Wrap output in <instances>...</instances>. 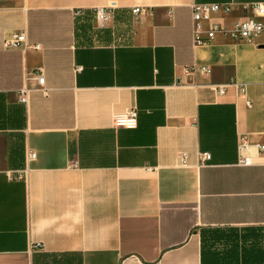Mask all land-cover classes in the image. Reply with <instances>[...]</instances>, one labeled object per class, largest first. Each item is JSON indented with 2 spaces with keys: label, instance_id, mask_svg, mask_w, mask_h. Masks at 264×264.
<instances>
[{
  "label": "crops",
  "instance_id": "crops-1",
  "mask_svg": "<svg viewBox=\"0 0 264 264\" xmlns=\"http://www.w3.org/2000/svg\"><path fill=\"white\" fill-rule=\"evenodd\" d=\"M257 1L0 0V264H261L264 17L229 32ZM193 2L230 4L208 45ZM18 31L39 48L4 47Z\"/></svg>",
  "mask_w": 264,
  "mask_h": 264
},
{
  "label": "built area",
  "instance_id": "built-area-1",
  "mask_svg": "<svg viewBox=\"0 0 264 264\" xmlns=\"http://www.w3.org/2000/svg\"><path fill=\"white\" fill-rule=\"evenodd\" d=\"M246 8L249 9L250 15L241 19L240 21H236L229 32L233 34L236 38L242 40L251 41L253 40L258 33L262 30L263 24L259 20V18L264 17V2L257 1V3H248L246 4ZM230 4L225 3H217V2H193L190 6V18L192 19V41L193 45H208L210 41L214 38L217 32L223 31V29L216 23H211L210 26L203 30L202 23L203 21L209 20L210 15L216 12H225L229 10ZM146 9L144 7H134L132 9L133 13H144ZM80 10H76L75 14L78 15ZM111 9L110 7H98L94 9V15L96 21L98 22V26L103 27L110 18ZM3 46L7 48H18L20 47H29L34 50L39 48V45H29L27 43V38L25 32L18 31L12 32L7 38L4 39ZM201 70L204 72H209V69L206 67H201ZM34 77L36 78V84L43 85L44 78L42 70L37 68V71L34 73ZM234 85L240 93L243 92V86L241 84L230 81L227 85ZM227 85H215L213 84V88L216 90L218 94H222L227 87ZM262 93L264 94V85ZM28 97V88L22 86L21 89L18 90V101L26 102ZM246 104L250 105V100L246 98ZM136 110L130 109L121 113H117L113 117L114 126H124L127 128H132L136 123ZM239 149L245 151L248 147V144L245 141V138L242 137L240 142ZM259 150L264 149V145L258 146ZM31 158L35 155L33 152L29 154ZM210 158L208 153H202L200 155L201 163L207 161ZM239 162L243 165L249 164L250 159L247 156H241Z\"/></svg>",
  "mask_w": 264,
  "mask_h": 264
},
{
  "label": "trees",
  "instance_id": "trees-1",
  "mask_svg": "<svg viewBox=\"0 0 264 264\" xmlns=\"http://www.w3.org/2000/svg\"><path fill=\"white\" fill-rule=\"evenodd\" d=\"M242 250H243V249H242ZM246 252H247V254H248V253L253 254V250H252V248L246 250ZM256 254H257V256H259V254H261V264H264V243L262 244V247L260 248V252H259V254H258V250L256 251ZM226 255L229 256V257H231V258H232V257L235 258V257L238 256V254H237L234 250L230 251V252L227 253ZM232 264H235V263H232Z\"/></svg>",
  "mask_w": 264,
  "mask_h": 264
},
{
  "label": "rangeland",
  "instance_id": "rangeland-1",
  "mask_svg": "<svg viewBox=\"0 0 264 264\" xmlns=\"http://www.w3.org/2000/svg\"><path fill=\"white\" fill-rule=\"evenodd\" d=\"M53 261L51 259H47V258H42V261L40 262V264H52Z\"/></svg>",
  "mask_w": 264,
  "mask_h": 264
}]
</instances>
